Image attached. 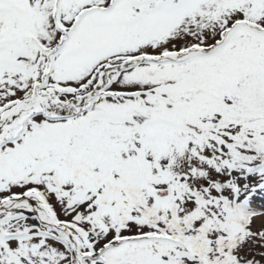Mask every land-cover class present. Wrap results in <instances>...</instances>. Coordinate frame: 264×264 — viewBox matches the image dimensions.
Masks as SVG:
<instances>
[{
  "label": "snow or ice",
  "instance_id": "obj_1",
  "mask_svg": "<svg viewBox=\"0 0 264 264\" xmlns=\"http://www.w3.org/2000/svg\"><path fill=\"white\" fill-rule=\"evenodd\" d=\"M0 264H264V0H0Z\"/></svg>",
  "mask_w": 264,
  "mask_h": 264
}]
</instances>
